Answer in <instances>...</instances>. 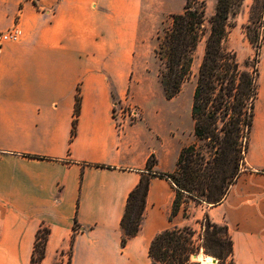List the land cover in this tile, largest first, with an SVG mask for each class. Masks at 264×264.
Here are the masks:
<instances>
[{
    "label": "crops",
    "instance_id": "obj_1",
    "mask_svg": "<svg viewBox=\"0 0 264 264\" xmlns=\"http://www.w3.org/2000/svg\"><path fill=\"white\" fill-rule=\"evenodd\" d=\"M153 2L0 0V31L19 22L22 32L0 48V264H32L42 226L51 230L42 264H65L69 250L70 264H151L158 234L200 231L205 216L229 227L235 264H264V46L239 179L221 204H195L189 218L184 205L171 221L173 182L155 174L176 171L194 121L182 94L154 105L141 73L154 49ZM127 94L141 117L119 124L116 108ZM143 179L149 190L142 226L122 247L128 197Z\"/></svg>",
    "mask_w": 264,
    "mask_h": 264
},
{
    "label": "trees",
    "instance_id": "obj_2",
    "mask_svg": "<svg viewBox=\"0 0 264 264\" xmlns=\"http://www.w3.org/2000/svg\"><path fill=\"white\" fill-rule=\"evenodd\" d=\"M245 0H217L214 15L207 19L205 0H186L184 11L173 14L170 25L157 35L155 55L161 63L159 82L165 98L178 96L183 84L193 73V63L200 43L204 54L200 63L197 84L193 93L192 118L194 135L204 141L209 151L196 145L181 150L174 173H156L168 178L175 188L170 220L179 215L186 200L196 205L216 206L228 196L239 179L250 146L256 102L259 96V76L264 46V14L260 40L247 27V37L255 49L253 60L242 64L236 52L226 48L230 19ZM207 21L210 23L207 26ZM81 95L78 91L71 140L77 134ZM157 161L147 162L150 172ZM149 181L141 180L130 193L121 226L122 247L139 233L146 208ZM184 208V218L190 217ZM205 233L206 253L218 259V264H235L234 243L227 225H219L205 216L199 221ZM76 227V226H75ZM224 231L227 243L220 236ZM51 230L42 226L36 236L32 264H42ZM197 231L191 226L166 229L158 234L149 248L151 264H200L193 255L201 251Z\"/></svg>",
    "mask_w": 264,
    "mask_h": 264
},
{
    "label": "rangeland",
    "instance_id": "obj_3",
    "mask_svg": "<svg viewBox=\"0 0 264 264\" xmlns=\"http://www.w3.org/2000/svg\"><path fill=\"white\" fill-rule=\"evenodd\" d=\"M207 3V19L209 20L215 13L217 0H205ZM186 0H154V9L156 10L158 14V23L155 27V36H154V49L152 53V60L149 61V63L143 67H141V73L143 74L144 78H146V87L148 92L151 94L152 103L154 105H160L164 101V92L163 88L159 82L158 78V72L161 68V63L158 60V58L155 55V49L158 45L157 35L159 32L162 34L164 33V29H166L172 20V15L176 14L177 11L182 13L184 11ZM264 14V0H245L243 6L237 10V13L233 15L230 19V27L228 29V36L225 40V46L226 48L233 50L236 52L239 61L244 64L247 61L253 60L255 57V49L253 45L249 42L247 37V27L249 28L250 34L257 40H260V36L262 33L261 28V22L263 19ZM210 23L207 21V26H209ZM204 43H200L198 50L195 55L194 63H193V73L191 77L183 84L182 91L180 94H182V97L192 104L193 101V93L194 89L197 84L198 79V72L200 63L202 60V56L204 54ZM262 57V56H261ZM137 73V70L136 72ZM134 71L132 73L131 78H134ZM145 91H141L137 98L141 101L145 100ZM123 104L117 105V111H121V109L127 110V106H133L139 111V106L131 99V95L127 94L125 96V99L123 101ZM141 117V115H140ZM139 120L135 119L134 121H131L130 119L126 120L128 124H131L135 121ZM125 122V121H124ZM254 129V128H253ZM253 134V131H252ZM251 134V136H252ZM189 146L190 145H196L198 148H201V150H204L205 152L209 151V149L205 146L204 141H199L195 135L194 130L190 132L189 134ZM244 168L243 162L241 163V169ZM195 206V203L191 200H186V204L184 206L186 211H191V209ZM213 207V206H210ZM223 226V225H221ZM196 239L197 244L201 247V251L198 253V255H208L212 258H215L213 255H210L206 253L205 245H206V239H205V233L201 230H196ZM221 237H223L225 244L227 243V238L224 235V231L220 234ZM71 257H72V251L69 250L66 253V257L63 259L65 264L71 263ZM218 260V259H217ZM193 261H196L193 259ZM218 264V262H217Z\"/></svg>",
    "mask_w": 264,
    "mask_h": 264
},
{
    "label": "built area",
    "instance_id": "obj_4",
    "mask_svg": "<svg viewBox=\"0 0 264 264\" xmlns=\"http://www.w3.org/2000/svg\"><path fill=\"white\" fill-rule=\"evenodd\" d=\"M22 32L19 26V22H16L10 29L7 31H0V48L6 42L18 41L21 38ZM116 116L120 119L119 124L130 119L134 121L135 119L140 118L139 111L133 106H127V110L121 109V111L116 112ZM66 257V255H65ZM64 257V258H65Z\"/></svg>",
    "mask_w": 264,
    "mask_h": 264
},
{
    "label": "bare ground",
    "instance_id": "obj_5",
    "mask_svg": "<svg viewBox=\"0 0 264 264\" xmlns=\"http://www.w3.org/2000/svg\"><path fill=\"white\" fill-rule=\"evenodd\" d=\"M195 260L200 264H215L213 258L208 255H199Z\"/></svg>",
    "mask_w": 264,
    "mask_h": 264
},
{
    "label": "water",
    "instance_id": "obj_6",
    "mask_svg": "<svg viewBox=\"0 0 264 264\" xmlns=\"http://www.w3.org/2000/svg\"><path fill=\"white\" fill-rule=\"evenodd\" d=\"M198 256H199L198 254L193 255V259H197ZM213 260H214V263H215V264L218 262L217 258H213Z\"/></svg>",
    "mask_w": 264,
    "mask_h": 264
}]
</instances>
